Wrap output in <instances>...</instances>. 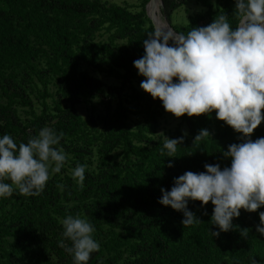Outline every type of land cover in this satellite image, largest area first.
I'll return each instance as SVG.
<instances>
[{"label": "trees", "instance_id": "trees-1", "mask_svg": "<svg viewBox=\"0 0 264 264\" xmlns=\"http://www.w3.org/2000/svg\"><path fill=\"white\" fill-rule=\"evenodd\" d=\"M180 1L161 0L160 6L178 33L207 26L221 14L233 28L240 22L235 0H218L214 9L211 0H199L208 10L177 27L171 15ZM96 12L122 42L93 39L89 15ZM153 24L143 6L132 14L87 0H0V67L6 70L0 74V96L8 99L0 101V136L9 134L17 144L27 143L45 121L55 120L52 128L63 133L58 147L68 154L64 167L50 176L38 196L17 190L0 198V264H74L66 251L71 241L62 236L56 218L68 215L85 218L95 228L93 238L100 249L88 264H264V235L256 230L264 206L252 212L240 209L231 230L211 236L219 232L212 224L211 201L201 206L199 200H189L188 209L200 220L191 226L182 225V212L158 203L160 189L170 190L174 178L184 172H203L205 164L230 166L231 158L223 153L230 144L242 142V134L217 119L215 110L183 115L190 139L184 137L174 157L165 156L164 142L155 136L162 101L147 92L127 97L136 101L135 107L120 101L112 111L107 106V112L88 119L76 111V104L102 97L103 84L90 70L122 79L123 89L125 80L138 71L133 61L144 54L142 41L159 29ZM30 81L42 85V110L24 121L14 104L15 98L25 103L22 85ZM51 86H57L54 92ZM120 90L108 87V96ZM130 114L141 117L134 121L135 129L126 122ZM201 129H207L210 138L194 140ZM261 137L264 120L250 134L253 141ZM79 164L86 165L83 187L72 176ZM52 228L59 231L53 239L43 236L42 231ZM2 230L11 241L2 238ZM245 231L247 236L241 235ZM32 243L37 248L30 250Z\"/></svg>", "mask_w": 264, "mask_h": 264}, {"label": "clouds", "instance_id": "clouds-1", "mask_svg": "<svg viewBox=\"0 0 264 264\" xmlns=\"http://www.w3.org/2000/svg\"><path fill=\"white\" fill-rule=\"evenodd\" d=\"M240 22L233 28L225 14L207 26L192 27L187 34L157 29L142 41L144 54L133 61L140 87L176 117L210 114L238 133L240 143L228 146L230 166L205 164V171H186L174 178L170 190L160 189L158 203L183 213V226L200 221L187 207L189 200L201 206L214 205L211 220L220 232L231 230L240 209L252 212L264 206V137L250 134L264 120V0H235ZM169 41L172 43L170 44ZM174 78L175 81H174ZM186 135V133H184ZM184 135L164 137L165 156L174 157ZM63 133L42 127L27 143L17 144L9 134L0 136V198L14 191L35 197L43 192L53 173H59L68 154L58 147ZM210 138L207 129L194 140ZM172 167V161L168 162ZM86 165H77L72 176L83 187ZM10 181V183L5 182ZM256 230L264 235V212ZM62 236L71 241L66 248L74 264H88L100 244L93 238L94 226L85 218L68 215L62 220ZM248 232L241 235L247 236ZM65 246L64 240L59 242Z\"/></svg>", "mask_w": 264, "mask_h": 264}, {"label": "rangeland", "instance_id": "rangeland-1", "mask_svg": "<svg viewBox=\"0 0 264 264\" xmlns=\"http://www.w3.org/2000/svg\"><path fill=\"white\" fill-rule=\"evenodd\" d=\"M91 2H97L101 6L104 7H109V6H116L119 7L123 10L129 11L132 14L138 13L141 9L142 6L145 9L146 13V4L148 3L145 2L144 0H87ZM179 2V0H177ZM183 2V3H181ZM216 2L218 0H211V7L212 9L215 8ZM208 9L203 6V4L199 0H183L180 1V4L175 8L171 15V21L172 23L177 26V27H184L188 24V17L189 16H197L199 14H204ZM161 14V10H160ZM99 13L95 14H90L91 19H93L92 24L93 26L91 28H94L92 37L98 42L101 43H108L111 40L115 42H122V38H118L117 32L115 29H109L108 28V23L106 21H101L99 19ZM147 15V13H146ZM148 16V15H147ZM161 16L164 18V16L161 14ZM149 18V16H148ZM150 19V18H149ZM153 21L152 19H150ZM154 22V21H153ZM172 43V42H171ZM5 66L0 67V74H6L5 73ZM90 75H93L95 78H97L100 82H102L103 87H102V97H92L90 102H83V103H78L75 105L76 111L79 113L81 117L84 119H88L89 116H99L101 114H104L105 112L108 111V107L110 106L111 111L114 109V107L120 103L126 106V107H135L136 106V101L133 100L132 98H128L129 95L133 92L137 93H142L145 92L141 87L140 83L142 80L145 79L142 75H138V71L134 72V75L127 78L124 82L123 89H121L122 86V79H118L115 77H111L106 75L105 73L102 72H95V71H89ZM22 87L24 88L23 93V98L25 100V103L17 101L18 98L16 99V103L14 104L17 107L18 115L20 116V119L26 121V120H31L35 115L39 116L41 114L42 110V98L40 96L41 93V88L42 85L38 82L30 81L27 83H23ZM57 86H51V89L55 90ZM112 87V88H117L118 90L121 91L119 95L115 94L114 96H108V91L107 88ZM8 99L4 98L3 96H0V101L1 103L6 102ZM47 102H49V99H45ZM126 101L128 103H126ZM129 119L126 122H129L132 128L135 129V122L134 121H139L141 120V117L139 115H129ZM55 120H48L44 122L43 127L48 126L52 127L54 124ZM184 118L183 115L180 117L174 116L172 113L167 112L164 108H157V128H156V134L155 136L157 138H160L164 142V137L167 138H177L178 133L181 135H184V137L187 138V140L190 139L189 136V131L187 128L186 123H184ZM98 128L100 127V124L98 123ZM10 183V181H6ZM17 194V192H15ZM58 220V223L62 226V220L64 219L63 216H57L56 217ZM63 227V226H62ZM42 231V230H41ZM1 235L3 236V239H8L9 241L12 240V238L9 237V235L5 234V230L1 231ZM59 231L56 230V228H52L49 231H42L43 236H52L51 238L53 239ZM38 235V232L36 234ZM36 242V241H34ZM32 247H30V250L32 248H37L36 243H32ZM54 262L56 261L55 258L52 257ZM0 261H3V259L0 257Z\"/></svg>", "mask_w": 264, "mask_h": 264}, {"label": "bare ground", "instance_id": "bare-ground-1", "mask_svg": "<svg viewBox=\"0 0 264 264\" xmlns=\"http://www.w3.org/2000/svg\"><path fill=\"white\" fill-rule=\"evenodd\" d=\"M160 6H161L160 0H151L147 6V10H148L147 15L149 16L150 19L154 21V25L157 28L167 31L170 28L166 26L164 18L161 16L162 13L160 14Z\"/></svg>", "mask_w": 264, "mask_h": 264}, {"label": "water", "instance_id": "water-1", "mask_svg": "<svg viewBox=\"0 0 264 264\" xmlns=\"http://www.w3.org/2000/svg\"><path fill=\"white\" fill-rule=\"evenodd\" d=\"M150 1H151V0H149L148 3L146 4V13H147V14H148L147 6H148V4L150 3ZM160 4H162L161 0H160ZM164 21H165L166 26H167L168 28H170L171 30H173L174 32H176V31L171 27V25H170V23L168 22V20H167L166 17H164ZM153 27H154V29H155L154 24H153ZM155 30H156V29H155ZM176 33H178V32H176Z\"/></svg>", "mask_w": 264, "mask_h": 264}]
</instances>
